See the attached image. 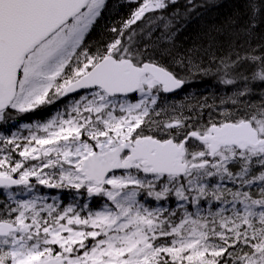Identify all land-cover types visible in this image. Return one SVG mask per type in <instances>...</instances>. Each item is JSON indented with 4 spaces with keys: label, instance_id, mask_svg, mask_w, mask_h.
I'll return each instance as SVG.
<instances>
[{
    "label": "rangeland",
    "instance_id": "1",
    "mask_svg": "<svg viewBox=\"0 0 264 264\" xmlns=\"http://www.w3.org/2000/svg\"><path fill=\"white\" fill-rule=\"evenodd\" d=\"M104 1L91 0L85 11L42 42L24 60L17 95L11 108L29 111L51 106L54 112L43 121L21 125L20 130L14 132L9 139L0 131V174L17 173L19 179L32 178L50 183L59 192H42L35 186L16 192L3 189L5 194H15L20 200L18 212L11 215V221L18 226V231L7 237H0V256L9 259L10 264H36L56 251L74 257L77 263L166 264L159 262L158 258L168 254L172 248L173 243L166 246L168 239L162 235L155 220L139 216L141 212L136 205L144 190L149 187L158 186L162 190L161 194L152 193L158 201L170 192L184 195L183 188L173 182V177L154 176L147 168L136 163L131 172L112 174L106 178L103 200L97 204L96 209H90L79 202L85 188H94L85 182L79 171L82 159L92 152H104L136 137H153L143 130L141 124L143 116L150 109L171 118L162 124L156 138L165 140L172 134L175 136L182 132V127H172L180 119L168 108L161 107L164 100L159 101L157 85L150 77L142 78L140 89L133 100L125 97L111 98L98 89L77 95L74 99L70 97L61 100L65 86L93 67L100 58L114 53L118 56L130 55L128 50L133 46L127 43L121 45L120 33L107 44L102 54L91 55L86 50L77 54L89 28L100 15ZM174 1L176 0H139L122 24V29L138 34V43L142 38L150 39L156 32L158 22L149 19L147 14ZM156 40L157 38L154 43ZM148 43L142 42L143 55H149L144 48H149ZM150 57L149 60L158 61L157 56ZM167 64L171 65L172 62ZM255 87L259 93L264 90V86ZM167 97L168 104L175 100L174 108H179L177 99L181 97ZM261 111L263 108L259 109ZM262 115L257 116L255 121L261 134L264 133V126L261 125L264 112ZM18 138L21 142H17ZM190 148L200 152L196 141L191 142ZM234 155V148L222 149L215 154L210 166L203 170L198 168L200 170L195 172L189 171L185 177L226 168L231 162H235ZM207 157L196 161L200 163ZM249 157L241 156L240 161L243 159L247 162ZM261 180L264 182V173ZM200 187L201 191L206 189V183L200 181ZM263 204L262 193L261 205ZM143 215L151 216L150 213ZM141 219L153 224L151 229L156 234L144 231L139 225V222H143L139 221ZM205 236L208 241L204 239ZM209 236L210 234L203 237L200 235L186 243L187 246H192L190 255L193 256L191 260L194 264L216 260L206 257L208 252L214 256L221 253ZM218 236L226 237L224 231H219ZM255 262L264 264V256Z\"/></svg>",
    "mask_w": 264,
    "mask_h": 264
},
{
    "label": "trees",
    "instance_id": "2",
    "mask_svg": "<svg viewBox=\"0 0 264 264\" xmlns=\"http://www.w3.org/2000/svg\"><path fill=\"white\" fill-rule=\"evenodd\" d=\"M138 1L105 0L81 49L88 47L93 53H102L120 33L121 45L133 46L128 50L131 58L142 61L157 56L160 65L183 80V89L170 97H181L177 99L180 109L174 108L175 100L168 104L169 98L156 87L159 101L164 100L161 107L168 108L180 119L178 127H182V132L172 134L174 138L185 137L191 131L206 132L210 125L226 121L250 120L257 128L256 117L264 112V90L259 93L255 87L264 86V0H176L167 3L147 14L149 19L158 22V27L150 39L142 38L140 43L138 34L122 29ZM146 41L149 48H144L149 55L142 54V42ZM170 61L172 64H167ZM53 111L51 106L29 111L8 108L0 112V131L9 139L21 125L43 121ZM170 120L162 112L150 109L141 124L143 130L156 137L162 124ZM261 125L264 126V121ZM16 140L21 142L20 138ZM191 142L186 155L189 163L206 158V145L198 143L200 152H196L191 150ZM234 151L235 162L226 168L203 175L175 177L173 182L183 188L184 195L170 192L158 201L152 194H161L158 186L144 190L138 201L142 206L137 207L141 212L139 216L155 220L168 239L167 247L173 243L168 254L158 258L159 262L194 264L190 255L192 246L186 243L210 234L212 244L221 253L219 256L206 253V257L216 260H205L203 264H260L255 261L264 256L261 205L264 147ZM241 156L250 157L244 162L240 161ZM200 181L207 187L202 191ZM18 198L0 190V220H13L11 215L18 212ZM92 201L91 208L96 209V200ZM146 213L151 216L143 215ZM139 221H143L139 225L144 231L156 234L151 229L153 224L145 219ZM219 231H224L226 237L219 238ZM204 239L208 241L207 236ZM0 261L8 263L9 259L0 256Z\"/></svg>",
    "mask_w": 264,
    "mask_h": 264
},
{
    "label": "water",
    "instance_id": "3",
    "mask_svg": "<svg viewBox=\"0 0 264 264\" xmlns=\"http://www.w3.org/2000/svg\"><path fill=\"white\" fill-rule=\"evenodd\" d=\"M89 0H0V111L13 101L17 81L25 57L41 42L57 31L74 16L83 11ZM148 74L167 95L183 88V81L171 72L153 64L135 66L128 59L116 60L107 56L90 72L66 86L62 97L100 87L109 96L134 95L140 78ZM172 127H176L173 124ZM189 138L207 144L209 157L224 147L238 150L257 149L264 146V133L259 135L250 121L224 122L209 127L207 133L189 132L180 143L173 139L159 140L151 136L137 137L104 153H92L82 160L80 172L87 182H94L98 196L104 191L105 178L117 171H128L139 161L152 174L182 176L187 169L206 167L210 162L188 165L183 161L185 144ZM127 154L121 159V154ZM27 180L0 175V188L28 185ZM17 230L10 222L0 221V236ZM66 262V263H65ZM0 264H7L0 261ZM37 264H71L67 259L51 257ZM96 264V263H91Z\"/></svg>",
    "mask_w": 264,
    "mask_h": 264
},
{
    "label": "flooded vegetation",
    "instance_id": "4",
    "mask_svg": "<svg viewBox=\"0 0 264 264\" xmlns=\"http://www.w3.org/2000/svg\"><path fill=\"white\" fill-rule=\"evenodd\" d=\"M86 51L87 52H89V54H91V55H94V54H102V53H93V52H91V49L89 48L88 49V47L86 48ZM113 55H116L115 57H117L118 55L117 54H113ZM117 58H125V57H121V56H118ZM101 59V58H100ZM99 59V60H100ZM98 60V61H99ZM146 60H149V58H144V61H146ZM149 61H151V60H149ZM137 62H138V64H140L141 62H139L138 60H137ZM152 62H155V61H152ZM156 63H158V62H156ZM92 68V67H91ZM90 68V69H91ZM90 69H88L85 73H87ZM84 73V74H85ZM85 93H87V92H83V93H81V94H79V95H83V94H85ZM77 97V95H74V96H72L71 97V99L73 98H76ZM62 100V99H61ZM58 103H60V101L58 102ZM178 139H184V137H180V138H178ZM0 175H6V176H11V177H14V178H16L18 181H21L22 179H19V177H18V175H17V173H13V174H0ZM28 181H29V184L27 185V186H23V187H19V188H17V189H13V190H22V189H24V188H31V187H33V186H35V187H39V189H40V191H42V192H49V193H57V191L59 190L56 186H54L53 184H50V183H44V182H41V181H35V180H33L32 178H30V179H27ZM89 185H91V186H93L91 183H88ZM92 188L91 187H88V188H85V191H84V193H83V196H81V201H85L86 202V204H88L89 205V207L91 206V204H92V200H93V197L90 195V193H88L90 190H91ZM59 192V191H58ZM262 193H263V202H264V182H263V189H262ZM95 200H96V203L97 204H99L102 200H103V197L102 196H100V197H98V198H95ZM263 210H264V204H263ZM50 257H61V258H63V259H67L68 260V262H70L71 264H90L91 262H89V263H77L73 258L74 257H71V256H69V255H66L65 253H62V252H60V251H56V252H54V253H52L48 258H50ZM66 263V262H65Z\"/></svg>",
    "mask_w": 264,
    "mask_h": 264
},
{
    "label": "bare ground",
    "instance_id": "5",
    "mask_svg": "<svg viewBox=\"0 0 264 264\" xmlns=\"http://www.w3.org/2000/svg\"><path fill=\"white\" fill-rule=\"evenodd\" d=\"M246 2V1H245ZM245 4V3H244ZM234 7V6H233ZM188 116V115H187Z\"/></svg>",
    "mask_w": 264,
    "mask_h": 264
}]
</instances>
